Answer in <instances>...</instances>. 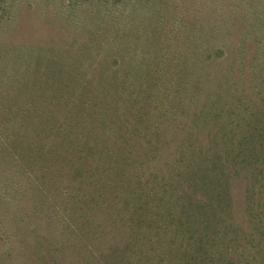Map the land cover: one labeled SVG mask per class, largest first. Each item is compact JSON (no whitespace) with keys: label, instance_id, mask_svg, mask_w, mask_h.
<instances>
[{"label":"rangeland","instance_id":"374dc122","mask_svg":"<svg viewBox=\"0 0 264 264\" xmlns=\"http://www.w3.org/2000/svg\"><path fill=\"white\" fill-rule=\"evenodd\" d=\"M71 1L0 0V264H145V254L161 252L173 238L184 240L133 227L125 191L151 179L155 163L174 173V161L165 164L179 154L177 144L191 128L193 114L191 134L214 135L199 115L206 100L196 99L199 88L177 120L152 133L139 130V114L125 106L128 96L121 97L120 112L113 111L86 75L91 71L87 58L98 56V42L88 41L83 22L70 23ZM244 1L177 0L193 21L211 13L225 31L219 41L214 38L213 56L202 61L208 83H216L227 62L236 67L230 56L240 44L243 18L256 23L257 15L264 17V0L243 9ZM258 39L261 46L262 25L261 33L252 30L245 39V73ZM236 73L237 79L245 77ZM216 142L211 154L212 148L221 151ZM150 147L156 151L149 152ZM114 152L126 156L123 169L131 184L123 178L129 175L108 168L106 157Z\"/></svg>","mask_w":264,"mask_h":264},{"label":"trees","instance_id":"16d2710c","mask_svg":"<svg viewBox=\"0 0 264 264\" xmlns=\"http://www.w3.org/2000/svg\"><path fill=\"white\" fill-rule=\"evenodd\" d=\"M249 2L253 0L241 2V7ZM184 10L177 0H72L68 15L70 23L78 19L89 28V42H98V56L90 54L91 62L87 58L91 71L86 75L96 82L94 88L113 111L120 112L121 97L128 96L125 106L139 114V130H166L186 99L200 90L196 99L206 100L199 115L214 135L191 134L193 114L191 128L183 130L177 144L179 154L165 164L174 161V173L155 163L151 179L125 191L133 227L154 228L184 240L173 238L161 252L145 254V264H156L159 257L160 264H264V43L258 45L259 39L245 73V39L252 30L261 33L264 17L257 15L256 23L243 18L240 44L230 56L236 67L227 62L213 84L202 61L213 56L214 38L219 41L225 31L213 22L216 15L193 21ZM209 85L212 89L202 93ZM215 139L221 151L212 148L211 154ZM106 159L109 169L130 174L123 169V153ZM123 178L132 183L131 176Z\"/></svg>","mask_w":264,"mask_h":264}]
</instances>
